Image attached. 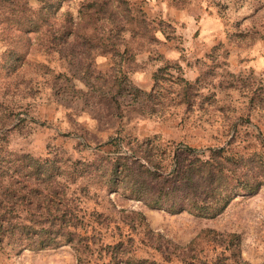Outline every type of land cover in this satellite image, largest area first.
<instances>
[{
  "label": "rangeland",
  "instance_id": "obj_1",
  "mask_svg": "<svg viewBox=\"0 0 264 264\" xmlns=\"http://www.w3.org/2000/svg\"><path fill=\"white\" fill-rule=\"evenodd\" d=\"M125 1L62 0L48 12L50 28L28 32L0 23V136L5 138L0 145L35 156L62 148L72 158L91 159L98 144L117 134L139 139L156 134L208 150L205 146H223L236 126L240 136L253 130L264 141V0ZM94 2H105L107 11H95ZM29 5L40 7L36 0ZM191 8L198 20V10L214 13L224 36L201 58L199 81L190 88L187 104L180 99V78H185L178 63L168 60L171 66L160 72L156 87L152 74L163 65L160 46L171 42L179 47L184 28L163 13ZM109 13L120 18L124 29L111 51L102 54L111 35ZM141 16L156 28L153 33H141ZM66 30L73 31L67 34L73 53H59L47 39L52 31ZM79 33L94 42L101 38V43L88 54ZM231 51L237 53L236 68L228 64ZM235 144L247 143L238 138ZM96 190L92 185L91 191ZM109 197L118 207L141 211L150 228L180 244L204 228L237 232L242 258L264 264V189L236 197L213 219L169 214L114 193ZM0 264H76V257L68 246L12 256L0 251Z\"/></svg>",
  "mask_w": 264,
  "mask_h": 264
},
{
  "label": "trees",
  "instance_id": "obj_2",
  "mask_svg": "<svg viewBox=\"0 0 264 264\" xmlns=\"http://www.w3.org/2000/svg\"><path fill=\"white\" fill-rule=\"evenodd\" d=\"M36 1L37 9L29 0H0V23L23 32L50 28L48 12L62 0ZM93 4L95 11L108 9L105 2ZM109 14L111 35L108 44H102V54L111 51L116 35L124 29L120 18ZM137 22L143 34L156 30L144 16ZM52 32L47 39L59 53H73L74 45L67 40L73 31ZM78 36L85 37L82 46L88 54L101 43V38L94 42L91 36ZM168 66L171 62L164 60L153 72V87ZM180 80V99L189 104L190 88L199 77L194 83ZM146 96L150 98L149 93ZM237 118L250 121L248 115ZM238 138L247 144L239 147ZM0 140L5 141L4 134ZM263 147L260 134L252 130L240 136L237 126L223 146H205L208 150L201 152L156 134L141 139L117 134L98 144L91 159L72 158L62 148L35 156L0 145V251L12 256L68 246L76 264H250L241 256L237 232L204 228L180 244L150 228L141 211L118 207L109 195L169 214L213 219L236 197H250L264 189Z\"/></svg>",
  "mask_w": 264,
  "mask_h": 264
},
{
  "label": "crops",
  "instance_id": "obj_3",
  "mask_svg": "<svg viewBox=\"0 0 264 264\" xmlns=\"http://www.w3.org/2000/svg\"><path fill=\"white\" fill-rule=\"evenodd\" d=\"M174 11V14L163 13L164 16L174 18L180 23H184L182 38L179 47L174 43L162 44L159 51L164 60L178 63L182 68L183 77L189 81H194L199 74V64L201 58L209 51V48L220 39H223L224 32L220 29L219 21L214 13H198L202 15L198 20L197 10ZM236 52L231 51L228 64L231 68H236ZM246 64V63H244Z\"/></svg>",
  "mask_w": 264,
  "mask_h": 264
},
{
  "label": "water",
  "instance_id": "obj_4",
  "mask_svg": "<svg viewBox=\"0 0 264 264\" xmlns=\"http://www.w3.org/2000/svg\"><path fill=\"white\" fill-rule=\"evenodd\" d=\"M204 149H200V150H196V152H201V151H203Z\"/></svg>",
  "mask_w": 264,
  "mask_h": 264
}]
</instances>
